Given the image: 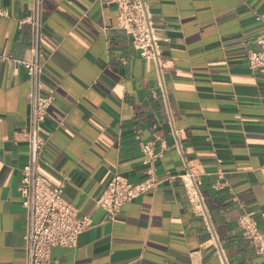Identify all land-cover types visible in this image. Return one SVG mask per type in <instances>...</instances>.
Returning a JSON list of instances; mask_svg holds the SVG:
<instances>
[{"label": "crops", "instance_id": "obj_1", "mask_svg": "<svg viewBox=\"0 0 264 264\" xmlns=\"http://www.w3.org/2000/svg\"><path fill=\"white\" fill-rule=\"evenodd\" d=\"M34 0H0V264H27L18 187L28 162L31 83L20 61ZM161 40L162 78L141 58L108 0H41V81L53 90L41 164L92 225L50 264H264L239 219L264 235V78L248 56L264 31V0H147ZM158 155L146 162L142 144ZM163 183L115 217L97 206L110 177ZM196 175L214 232L191 205Z\"/></svg>", "mask_w": 264, "mask_h": 264}, {"label": "built area", "instance_id": "obj_2", "mask_svg": "<svg viewBox=\"0 0 264 264\" xmlns=\"http://www.w3.org/2000/svg\"><path fill=\"white\" fill-rule=\"evenodd\" d=\"M108 3L115 5L120 27L131 39L134 49L141 58L155 63L162 78L161 40L149 14L147 0H108ZM40 4L41 0H34L33 15L22 22L32 26L34 39L29 59L20 61L31 83V91L26 97L30 107L29 126L26 132L20 134L28 145V162L22 169L21 183L18 187L20 203L27 216L23 237L27 264H50V253L53 248L75 247L79 236L92 225L89 217L81 215L64 199L65 182L52 180L41 164V156L46 145L43 123L53 103V90L41 81L44 53L40 48L42 36ZM5 16L6 12L0 10V18ZM255 43L257 48L250 51L248 66L250 70L264 78V31L256 38ZM142 153L148 163L158 157L152 143L142 144ZM181 179L196 214L205 220L208 230L213 233L196 175L188 172ZM162 183L163 180L158 178L154 171L149 173L145 181L138 184H133L119 173H114L98 198L97 206L104 209L112 219L126 204L154 191ZM238 224L244 239L259 255H264V235L261 234L257 221L244 214ZM214 245L216 256L223 264H228L215 233Z\"/></svg>", "mask_w": 264, "mask_h": 264}]
</instances>
